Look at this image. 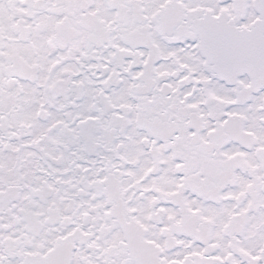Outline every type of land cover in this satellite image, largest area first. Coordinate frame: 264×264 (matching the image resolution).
I'll use <instances>...</instances> for the list:
<instances>
[{
	"label": "snow or ice",
	"instance_id": "obj_1",
	"mask_svg": "<svg viewBox=\"0 0 264 264\" xmlns=\"http://www.w3.org/2000/svg\"><path fill=\"white\" fill-rule=\"evenodd\" d=\"M0 264H264V0H0Z\"/></svg>",
	"mask_w": 264,
	"mask_h": 264
}]
</instances>
